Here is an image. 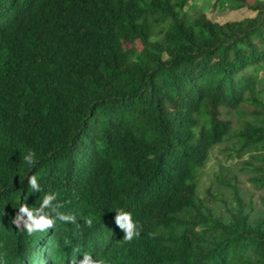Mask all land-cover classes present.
I'll use <instances>...</instances> for the list:
<instances>
[{
  "label": "trees",
  "instance_id": "trees-1",
  "mask_svg": "<svg viewBox=\"0 0 264 264\" xmlns=\"http://www.w3.org/2000/svg\"><path fill=\"white\" fill-rule=\"evenodd\" d=\"M220 1L253 14L215 20L194 0H0V264L84 253L264 264V0ZM215 150L257 200L219 161L199 188ZM49 192L79 227L17 231L21 204ZM117 209L138 239L123 240Z\"/></svg>",
  "mask_w": 264,
  "mask_h": 264
},
{
  "label": "clouds",
  "instance_id": "clouds-1",
  "mask_svg": "<svg viewBox=\"0 0 264 264\" xmlns=\"http://www.w3.org/2000/svg\"><path fill=\"white\" fill-rule=\"evenodd\" d=\"M35 152L29 151L24 156V161L30 166H35L37 160L35 159ZM27 184L33 193H39L42 191L41 185L37 176L28 175ZM65 207L64 203H61L57 199V194L54 192L46 193L38 207L32 208L26 204H21L19 209L15 212L11 223L15 226L17 231L26 232L29 236L36 233H44L49 229L56 228L57 221L61 223H71L79 227L78 219L74 215L65 214L61 211ZM115 225L123 232V240L125 242H131L134 239H138L141 233V226L137 221L133 220L132 213L125 211L124 209H117L114 217ZM88 228L93 227V220L91 218L84 221ZM152 238L160 235L159 232H152L149 234ZM77 254L79 249L75 250ZM70 264H107L104 259L93 258L89 253L82 254V259H77V255L72 257Z\"/></svg>",
  "mask_w": 264,
  "mask_h": 264
},
{
  "label": "rangeland",
  "instance_id": "rangeland-1",
  "mask_svg": "<svg viewBox=\"0 0 264 264\" xmlns=\"http://www.w3.org/2000/svg\"><path fill=\"white\" fill-rule=\"evenodd\" d=\"M196 5H200L205 10L208 17L215 20H226V19H236L243 16H249L253 14V10L248 8H239V9H230L225 3H222L220 0H194ZM263 76L262 72H258ZM218 161L224 165H229L230 169L233 170L239 179H241L242 188H247V191L252 192V199L257 200V190L252 188L250 182L246 179L247 173L242 171L238 167V163L235 161H225L222 158V155L218 151H214L210 154L206 166L204 167V175L200 179V187L202 188L207 184V180L211 179L213 176V171L216 169Z\"/></svg>",
  "mask_w": 264,
  "mask_h": 264
}]
</instances>
